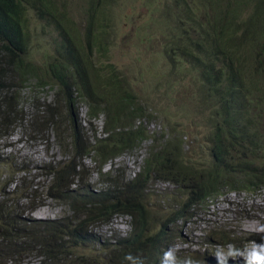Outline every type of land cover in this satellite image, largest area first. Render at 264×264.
<instances>
[{
	"label": "trees",
	"instance_id": "16d2710c",
	"mask_svg": "<svg viewBox=\"0 0 264 264\" xmlns=\"http://www.w3.org/2000/svg\"><path fill=\"white\" fill-rule=\"evenodd\" d=\"M100 1L87 0L83 45L77 32L67 30L66 18L56 14H64L56 0H0V126L5 132L17 119L14 88L29 77L55 85L56 94L65 92L68 113L79 98L88 104L90 116L104 115L101 135L95 129L80 135L73 119L65 129L75 157L46 166L47 192L68 206L61 216L28 215L37 196L31 184L16 196L20 184L15 182L12 191L0 188V264L26 255L39 257V264H121L128 252L142 254L147 264L170 245L174 232L169 233L167 224L189 215L193 204L223 187L248 190L264 185V156L257 154L264 150V125L256 118L264 113V0H168L159 14L166 56L185 64L198 78L200 107L207 111L209 125L204 138L207 157L201 160L189 149L182 150L176 134L149 137L141 123L148 111L112 63L99 60L107 56L103 30L96 23ZM29 9L41 19L56 18L61 26L55 51L42 68L26 56ZM43 108L47 114L41 129L57 135L59 111L51 103ZM144 138L151 142L130 177L116 167L102 170L103 163ZM84 156L94 159L96 184L81 178L88 172ZM151 177L174 186L167 192L171 204L156 206L149 200L146 184ZM157 209L172 215L158 220ZM117 213L130 216L124 235L104 238L93 231L94 225ZM207 236L206 242L218 245L209 238L212 234Z\"/></svg>",
	"mask_w": 264,
	"mask_h": 264
},
{
	"label": "rangeland",
	"instance_id": "374dc122",
	"mask_svg": "<svg viewBox=\"0 0 264 264\" xmlns=\"http://www.w3.org/2000/svg\"><path fill=\"white\" fill-rule=\"evenodd\" d=\"M56 3L64 12L63 15L56 14L67 19L63 22L67 30L72 34L77 32V40L84 45L87 0H56ZM166 3L168 0H101L97 4L96 23L103 30L107 56H99V60L112 63L114 70L127 80L144 110L148 111L141 123L146 133L151 134L149 137L158 140L176 134L182 150L189 149V153H195L201 160L203 156L207 157V142L204 140L209 127L208 120L204 118L207 111L200 107L202 101L195 72L185 64L173 63L175 59L166 56L163 44L166 41L163 37L165 29L159 19ZM27 14L26 56L35 66L42 68L55 51L54 41L61 26L50 15L41 19L31 9ZM55 88V85H42L29 77L23 85L14 88L12 104L17 103L16 121L6 132L5 126H0V188L12 191L16 182L20 184L16 196L31 184L37 196L34 198L36 204L28 215L34 218H56L68 208L64 199L47 192L50 176L46 173V166H54L60 159L66 162L75 157L66 126L74 119L80 135L86 131L91 134V129L101 135L103 129V114L90 116L88 104L79 98L72 101L68 113L67 95L65 92L56 94ZM46 103H51L60 113L57 135L52 129H41L47 114L43 111ZM70 114L73 115L70 117ZM20 115L22 118L18 119ZM256 118L264 125V113H259ZM150 142V138L140 140L103 163L102 170L116 167L119 174L130 177L139 168ZM80 149L78 145L77 151ZM257 154L264 156V150ZM258 160L259 157L253 162ZM81 161L88 168L87 173L82 172V180L98 183L94 159L84 156ZM10 178L11 183L8 182ZM146 185L153 205L172 203L166 199L169 198L167 192L174 188L169 181L151 177ZM188 211L192 214L176 217L167 224L169 233L171 230L175 234L169 246L181 249L178 255H191L201 264H216L211 253L216 245L206 242L208 232L217 246L229 243L238 246L242 241L246 242L244 246L252 240L261 241V235L254 234L253 230L257 224L264 223V185L248 190L223 187L203 202L193 204ZM157 215L161 216L158 220H162L167 212L157 209L154 216ZM129 218L122 213L113 214L107 221L94 225L93 231L104 238L112 234L124 235L129 229ZM221 238H231V241L223 243ZM204 251H208L206 255ZM1 264H39V257L26 255L6 259Z\"/></svg>",
	"mask_w": 264,
	"mask_h": 264
},
{
	"label": "clouds",
	"instance_id": "9594fccd",
	"mask_svg": "<svg viewBox=\"0 0 264 264\" xmlns=\"http://www.w3.org/2000/svg\"><path fill=\"white\" fill-rule=\"evenodd\" d=\"M188 214L190 215L191 212ZM253 231L254 234L261 235L260 242L252 240L244 246L243 244H246L244 241L240 242L238 246L235 243H229L226 246L216 245V248L211 252L216 260V264H264V223L257 224ZM173 235L175 237V234ZM174 237L170 243L173 242ZM180 251L181 249L174 246H167L156 260L153 261L151 259L147 264H201L200 260L191 255H178ZM207 252L204 251V255ZM121 264H146V260L142 254L128 252L125 253Z\"/></svg>",
	"mask_w": 264,
	"mask_h": 264
}]
</instances>
